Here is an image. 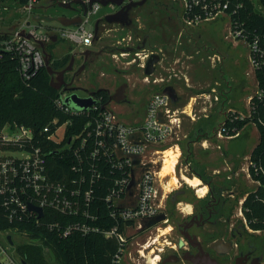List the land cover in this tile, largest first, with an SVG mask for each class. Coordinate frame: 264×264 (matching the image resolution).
Listing matches in <instances>:
<instances>
[{"label":"built area","instance_id":"1","mask_svg":"<svg viewBox=\"0 0 264 264\" xmlns=\"http://www.w3.org/2000/svg\"><path fill=\"white\" fill-rule=\"evenodd\" d=\"M40 1L28 0L19 8L25 7L23 9L31 13ZM76 1L52 2L72 4L78 12L76 15L82 17L77 25H64L57 18L58 25L44 28L39 19L35 24L26 19L20 26L0 28V33L6 36L2 48L17 55L22 79L30 80L46 66L41 43L48 46L64 39L71 42L74 50L93 45L98 20L96 15L103 5L91 3V0H81L83 4ZM182 1L188 25L213 19L222 12L229 14L231 5V0ZM240 7L242 3H237L232 12H237ZM3 8L7 6L1 4L0 11ZM239 26L231 27V33L246 40ZM54 36L57 38L55 42ZM248 44L256 71L264 64V47L258 36ZM61 91L55 99L56 106L63 113L77 117L76 120L69 118L61 121L55 117L41 129L40 134L25 124L7 123L0 129V212L10 221L45 224L61 237L73 231L103 232L119 243L113 264H160V254L154 253L153 258H149L143 249L148 245L136 247L134 239L159 224L147 226L152 217L164 212V199L168 194L164 196L160 192V186L164 185L161 174L163 152L170 147H179L176 142L168 143L179 136L184 118L190 113L184 107L176 106L172 97L161 91L151 96L141 121L128 123L110 106V101L103 103L94 94V102L84 109L66 101L72 91ZM263 94L257 86L250 99V110L256 104L253 97L261 99ZM245 116L233 111L225 121ZM225 121L217 132L218 136H238L240 131L231 134ZM71 125L79 128V132L69 133ZM181 154L176 167L182 178L183 168H179ZM251 164L255 166L250 161L249 167ZM64 165H67V172L59 175L62 172L60 167ZM186 167L189 168L188 163ZM255 182L261 184L260 180ZM180 184L181 180L174 188ZM31 206L35 209H30ZM39 209L42 210L41 216ZM55 215L62 218L57 219ZM167 218L160 224L167 222ZM5 231L11 235L10 231L26 235L17 229H0V232ZM7 237L8 232L6 244L0 239V264H19L16 257L9 253L13 245Z\"/></svg>","mask_w":264,"mask_h":264},{"label":"rangeland","instance_id":"2","mask_svg":"<svg viewBox=\"0 0 264 264\" xmlns=\"http://www.w3.org/2000/svg\"><path fill=\"white\" fill-rule=\"evenodd\" d=\"M253 1L257 10L260 11L259 2ZM157 2L158 4L150 1L137 9L134 13V22L130 26L116 24L101 27L95 46L103 49L104 54L91 65L74 74L82 63L77 60L74 64V69L77 68V70L66 73V80L70 82L74 77L71 85L76 88L73 91L82 97L98 88L107 89L110 94H113L121 84L126 83L127 98L122 102L110 101V106L118 112L121 119L128 123L141 121L151 96L164 91L168 86H174L180 96L176 106L189 105L190 96L197 95L191 112L195 119H198L194 122L187 119L179 136L168 143L169 145L174 142L178 144L182 153L179 168H183L185 175L192 177L190 168L186 167L188 141L195 135L204 133L199 130L201 125H204L205 129L209 128L208 133L211 134L215 127L216 132L220 131L230 112L237 111L241 115L250 113V99L257 91L255 66L251 59V48L248 42L232 35L228 13L222 12L213 19L188 25L184 19L185 6L182 0H157ZM3 5L7 6L0 11V28L3 29L20 26L26 19L32 24L40 20V24L45 28L58 25L59 16L73 17L78 13L75 9L63 7L51 0H41L31 13L23 9L25 7L19 8L15 3L6 2ZM111 10V5H103L96 18L105 16ZM130 36H133V39H130ZM144 39H146L145 51H137L141 55L140 58L134 52L127 51L129 45L136 48ZM52 50L57 57L68 53L72 56L76 53L73 51L71 42L64 39L55 42ZM150 50L158 52L161 59L156 63L154 71L146 74L145 66L151 54ZM246 94H248L247 100ZM225 98L227 101H224ZM235 107L238 110L233 109ZM206 115L207 118H205ZM241 132L242 135L232 140L226 136L218 137L221 145L217 149L216 158L204 156L202 166L194 164L197 170L203 172L206 181L212 180L210 189L218 198L226 200L224 211L228 221L223 222L224 228L227 229V225L235 226L238 233H244L246 238L255 241L259 248V255L263 256L262 264H264V231H254L248 219L244 218L246 215L242 210L245 198L257 188V183L249 171V156L258 142L259 133L253 122L247 123L240 130ZM203 137L204 135H200V142L196 145L197 152H200L199 150L203 147L204 141L201 142ZM224 149L228 157L240 166L235 182L232 184L227 180L226 173H213L215 166L222 167L224 156L221 158L219 152L224 153ZM196 160L197 158L194 161ZM174 173L180 180V171L177 167ZM170 178V174L166 175L163 179L164 185L160 186V192L163 195L168 193L164 195L166 197L164 212L167 214L168 221L159 223L134 239L136 247L148 245L143 249L149 258H153L154 253L162 256L171 251V242H176L179 237L177 220L187 213L184 205L191 206L206 199L205 196H198L197 190L183 179L178 188L169 192V185L167 186L166 182ZM207 187L209 190L208 185ZM180 190L184 191L183 194L173 198L175 192ZM167 228L171 229L164 232ZM7 232L9 235V231L0 232V239L4 244H6ZM10 232L15 245L9 248V253L16 257L19 264H23L16 246L30 241V237L16 231ZM45 252L47 253V250ZM51 264H59V262L51 261Z\"/></svg>","mask_w":264,"mask_h":264},{"label":"trees","instance_id":"3","mask_svg":"<svg viewBox=\"0 0 264 264\" xmlns=\"http://www.w3.org/2000/svg\"><path fill=\"white\" fill-rule=\"evenodd\" d=\"M255 1L259 2L262 11L257 10L253 0H231L228 12L231 27L234 28L239 24L248 43L258 36L261 46L264 47V0ZM6 2L22 7L28 0H0V5ZM237 3H242V7L233 13L232 8ZM5 37L0 33V129L7 123H17L30 126L40 134L41 129L55 117H59L61 121L69 118L76 120L77 117L63 113L56 106L55 99L62 91L53 86L52 75L46 66L39 69L30 80L22 79L17 55L2 48ZM53 45L54 43L48 45V51L52 54L50 64L55 70L63 69L69 64L71 54L57 57L52 50ZM255 76L258 88L264 92V64L256 69ZM94 91L103 103L110 101V93L107 89L98 88ZM254 101L256 104L248 115L233 121L227 119L225 126L231 134L240 131L250 122L257 127L259 140L249 158L255 166L251 164L249 171L253 179L260 180L261 184L245 198L242 210L253 229L264 230V94L261 99L253 97V103ZM77 132L79 128L73 125L69 127V133ZM60 169L62 172L59 175H63L67 172V165ZM183 192L176 191L173 198L182 195ZM54 217L62 218L60 215ZM0 229H17L30 237V241L16 246L23 264H51V261H54L51 251L59 264H113V258L119 249L117 240L105 236L103 232L73 231L61 237L56 230L49 229L45 224L10 221L1 212Z\"/></svg>","mask_w":264,"mask_h":264},{"label":"flooded vegetation","instance_id":"4","mask_svg":"<svg viewBox=\"0 0 264 264\" xmlns=\"http://www.w3.org/2000/svg\"><path fill=\"white\" fill-rule=\"evenodd\" d=\"M150 1H154L158 4L157 0H145L141 5L132 6L129 9H126L127 21L130 22L129 25L116 22L117 20L122 19V13H124V11L112 16L111 19H113V22H109L104 16H100L98 18L100 20L99 30L96 34L93 45L83 50L73 49V51H78L75 53L74 64L77 60H80L82 63L79 67L83 66V68H85L95 62L97 58L105 52L103 49H98L95 46V41L100 28L105 25L116 24L130 26L134 22L135 11ZM128 3L129 0H125L120 5L112 4V10L108 13H116ZM130 39H133V36H130ZM145 46L146 39H144L142 44L138 45L136 48L129 45L127 51L129 53L134 52L136 56L140 58L141 55L137 51H145ZM83 51L88 52L84 53ZM150 51L151 54L147 58L146 64L153 54H158L161 59V55L158 52H155V50ZM77 68L72 71L77 70ZM127 86L126 83L121 84L114 93L122 90L121 94L127 98ZM205 197V200L191 204V211L187 212L183 218L177 220V233L179 237L176 242H171V251L162 255L161 262L165 260V264H262L263 256L259 255V248L255 241L246 238L244 233H238L235 226L232 227L227 225V229L224 228L223 222L228 221V217H225L224 211L226 200L218 198L213 190H210ZM244 218L246 219L245 216ZM253 230L258 231L257 229ZM181 238L184 241L182 245H180Z\"/></svg>","mask_w":264,"mask_h":264},{"label":"water","instance_id":"5","mask_svg":"<svg viewBox=\"0 0 264 264\" xmlns=\"http://www.w3.org/2000/svg\"><path fill=\"white\" fill-rule=\"evenodd\" d=\"M124 1L125 0H91V3L99 2V3H101L102 5L105 6V5H109V4L120 5ZM144 2H145V0H140V1L129 0V3L126 4L121 10H119L116 13H108V14H106L104 16V18L107 21H109V22H113V19H111V17L119 14L122 11H124V13H122L123 14L122 19H119L116 22H120L122 24L129 25L130 22L127 21V17H126L127 10L126 9H129L132 6L141 5ZM76 3H82V1L78 0V1H76ZM58 4L63 6V7L74 9L73 5L70 4V3L69 4H63V3L58 2ZM84 6H85V11L84 12L86 13L87 7H86V5H84ZM58 20L64 25H71V24L77 25V24H79L81 22L82 17H81V15H76V16H73V17L62 15V16L58 17ZM99 21L100 20L98 19L96 21V24H95L96 34L98 33V30H99ZM23 35H24V33H23ZM26 36L28 38L31 37V35H29V34H26ZM56 40H57V38L54 36L53 37V41L55 42ZM41 46H42V49H43V52H44V55H45V65H46L49 73L52 75L53 86L56 89H64V90L72 91V93L70 95H68L67 98H66L67 102L74 103L78 107H81V108H84V109L89 107L94 102L93 95L95 94V91H90L88 97H82L77 92L73 91L76 88V86H72L71 85L72 82H73L74 77L72 78V80L70 82H68L65 79V74L67 72H70V71H72L74 69L75 54L72 55L71 60H70L69 64L66 67H64L63 69H60V70H55V69L52 68V66L50 64V61H51V58H52V54L48 51V46L45 43H41ZM83 52L87 53L88 51H83ZM159 59H160V56L158 54H153L148 59L146 67H145L146 74H151L154 71L155 64L157 62H159ZM82 69H83V66L79 67V69L74 74H76L77 72H80ZM164 92L169 94L172 98H174L175 90H174V88L172 86L166 87L164 89ZM121 93H122V90H119L116 93L111 94L110 95V101H115V102L124 101L125 100V96L122 95ZM30 209H35V207L31 206ZM39 212H40V216H41L42 215V210L39 209ZM166 218H167L166 213L162 212V213L152 217L148 221L147 226H153V225H155L157 223H160V222L164 221ZM7 238H8L9 243L11 245H14V240L12 239V235L9 234ZM183 243H184V241L181 238L180 239V245H182ZM51 254L53 255L54 261H55L56 258H55L54 253L52 251H51ZM160 264H165V260H163Z\"/></svg>","mask_w":264,"mask_h":264},{"label":"crops","instance_id":"6","mask_svg":"<svg viewBox=\"0 0 264 264\" xmlns=\"http://www.w3.org/2000/svg\"><path fill=\"white\" fill-rule=\"evenodd\" d=\"M48 1H50V0H48ZM172 87L175 90V95H174V98H172V99H173L174 104L176 105V104H178L180 96L177 94L178 92H177L176 88L174 86H172ZM247 96H248V94H246V100H247ZM190 98H189V100H190L189 101V105L183 106L187 110L188 113L190 111V114L186 115L185 118H184V121H183V126L184 127H185V121L187 119H189L192 122H194V121H196L198 119V118L195 119V117L192 115V112H191L192 105L197 100V95H192V96H190ZM224 101H227L226 98L224 99ZM233 109H235V110L237 109L238 110V108H236V107L233 108ZM224 115H225V113H224ZM205 118H207V115L205 116ZM205 121L207 122V120H205ZM199 130H202L204 132V133L200 134V135H204V137L202 138L203 140H201V142L204 141L203 142V147L199 150L200 152L196 151V145L200 142V135H195V137H193L192 140L188 141V145H187V162H188L189 168L191 170L192 177L199 178L203 185H208L209 186V190H207V193H206V195H207L208 192L211 190L210 189L211 188L210 185H211V181L212 180L211 179L209 181L204 180L203 172H200L199 170H197L196 169V165L197 166H202V164H203L202 157H204V156H209L210 158H212V157L216 158L217 149L220 148L219 146L221 145V142L219 141L218 137H220V136L217 135L216 127L213 129L211 134L208 133L209 132L208 131L209 128L205 129L204 125H201L199 127ZM244 130H245V128H244ZM239 135H242V132ZM238 136H236V137H238ZM236 137H231L229 139L232 140V139H234ZM258 140H259V137H258ZM174 149H179V151L181 152L179 147H175ZM195 151H196L197 154L195 153ZM219 155H220L221 158H223V156H224L223 164H222L221 168L218 167V166H215L214 169H213V173L214 174H219V173H222V172L226 173L227 174V176H226L227 180L229 181V183L232 184V182H235V178L238 175V172L240 170V166L234 160H232V159H230L228 157L227 151L225 149H224V153L221 151V152H219ZM178 157H179V155H178ZM178 157H177V160H178ZM198 157H200V158H198ZM195 158H197L196 161H194ZM175 168H176V165H175ZM213 180H214V178H213ZM166 183H167V186H168V181ZM168 187H169L168 189H172V188L175 187V185L172 186V187L171 186H168ZM200 197H204V196H200Z\"/></svg>","mask_w":264,"mask_h":264},{"label":"bare ground","instance_id":"7","mask_svg":"<svg viewBox=\"0 0 264 264\" xmlns=\"http://www.w3.org/2000/svg\"><path fill=\"white\" fill-rule=\"evenodd\" d=\"M163 154H164V160H163V168H162V171H161L162 176L165 177L168 174L171 175V178L168 180V185L169 186L172 187L174 185H179L178 176L174 173L175 165L178 162L177 157H178V155H180L179 149H174V148L170 147V148L165 149ZM181 179H183V181L188 183L190 186L194 187L197 190L198 196L199 195L200 196H205L206 195L208 187H207V185H203L199 178H197V177H189V176L183 175V177ZM184 209H186L187 212H190L191 211L190 204L184 205ZM169 229H171V228L165 229L164 232H167Z\"/></svg>","mask_w":264,"mask_h":264}]
</instances>
